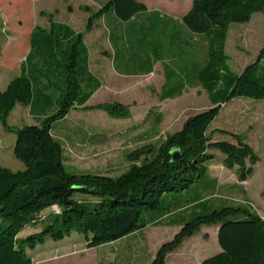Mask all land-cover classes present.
<instances>
[{"label": "trees", "instance_id": "trees-1", "mask_svg": "<svg viewBox=\"0 0 264 264\" xmlns=\"http://www.w3.org/2000/svg\"><path fill=\"white\" fill-rule=\"evenodd\" d=\"M105 1L90 18L89 30L95 20L108 13L129 23L148 12L138 0ZM256 14H264V0H193L181 25L207 42L208 60L204 65L195 61L183 69L181 66L179 73L164 65L171 87H166L162 100L180 98L186 89L199 84L213 108L188 119L180 132L168 136L159 146L148 145L130 154L132 165L116 178L69 173L63 144L53 134L56 124L72 111L87 108L102 86L90 71L84 36L57 23H51L49 31L33 32L20 76L0 92V123L15 133L14 155L25 167L17 172L0 168V264H36L33 254L38 247L48 240L60 243L73 234L84 237L75 241L95 249L148 227L164 226L172 211L165 206L177 197L175 194L187 196L186 209L179 211L194 210L192 218L168 223L181 230L161 246L151 264H166L171 253L204 227L212 226L219 227L222 251L201 264H264V218L240 206L218 209L207 194L210 167L216 161L234 170L240 182L249 180L260 162L254 149L241 138L236 136L237 144H233L209 136L224 106L242 98L264 102V48L239 75L231 72L225 53L230 26L247 24ZM176 29L178 40L173 37L169 50L180 42L178 53L182 56V27ZM110 38L113 42L114 34ZM114 40L115 60L124 58L123 47L117 44V38ZM159 51L161 46L152 48L150 66L138 71L139 75L152 74L155 65L163 61ZM135 64H139V54ZM52 103L58 110L48 116L47 107ZM18 105L29 107L39 124L11 130L8 120ZM106 111L117 118L125 113L119 106L106 107ZM218 153L222 157L217 160ZM54 206L59 213L41 217ZM40 225L41 232L19 237L27 227Z\"/></svg>", "mask_w": 264, "mask_h": 264}, {"label": "rangeland", "instance_id": "rangeland-1", "mask_svg": "<svg viewBox=\"0 0 264 264\" xmlns=\"http://www.w3.org/2000/svg\"><path fill=\"white\" fill-rule=\"evenodd\" d=\"M139 1L146 5L147 13L138 15L129 23H123L108 13L103 19L95 20L89 30L90 18L106 4L105 0H0V92L6 90L10 80L17 76L30 49V36L38 29L49 31L51 23L69 26L84 36L89 48L91 70L101 81L102 89L87 108L76 109L67 119L57 123L53 133L63 144L64 165L69 173L116 178L132 165L128 158L130 154L148 145L159 146L168 136L180 132L188 119L213 108L208 93L199 84L186 89L178 100H162L166 87H171L166 81L164 65L179 73L181 66L183 69L195 61L204 65L208 60L207 42L190 32V35L185 34L181 25L193 0ZM177 26L182 27L185 43L182 56L178 53L180 42L177 47L172 44L170 48L173 46V49L169 50L173 37L178 40L175 35ZM111 33L125 51L124 58L119 56L116 59L117 68L113 54L115 40L111 43ZM157 46H161L158 53L162 54L163 61L155 65L153 73L138 77L128 75L136 69L140 72L147 70L151 50ZM263 48L264 14L254 15L247 24L230 26L225 53L231 72L241 74L257 60ZM136 54H139L138 65L135 64ZM118 106L125 111L123 117L111 116L106 111V107ZM47 108L46 115L51 116L57 112L58 105L52 103ZM38 122L30 115L29 108L18 105L8 120V126L11 130H18L38 125ZM209 136L214 141L233 144H237V136L260 158L253 176L246 182H240L234 170L224 168L218 161L211 165L207 194L211 195L216 208L240 206L264 218V102L242 98L224 106L211 126ZM15 143V133L0 123V168L14 172L25 168L14 155ZM217 155V160L222 157L221 153ZM175 195L177 197L171 198L165 206L172 211L164 226L148 227L90 251L78 246L72 251L48 254L38 261L40 264H151L161 246L172 241L181 230L180 226L168 223L192 218L190 213L194 210L179 211L186 209L187 196ZM59 212L54 206L41 217ZM41 231V225L30 226L19 237L24 239ZM218 231V226L204 227L171 253L166 264H201L221 253ZM77 239L84 237L73 234L67 238L69 241ZM51 245L60 243L48 240L40 247Z\"/></svg>", "mask_w": 264, "mask_h": 264}, {"label": "crops", "instance_id": "crops-1", "mask_svg": "<svg viewBox=\"0 0 264 264\" xmlns=\"http://www.w3.org/2000/svg\"><path fill=\"white\" fill-rule=\"evenodd\" d=\"M139 1V0H138ZM140 2V1H139ZM145 5V4H144ZM184 28V27H183ZM185 30V29H184ZM185 34H189V32H185ZM190 35V34H189ZM84 40H85V38H84ZM110 41H111V43H112V40H111V38H110ZM184 41V40H183ZM29 42H30V39H29ZM85 44H86V42H85ZM87 45V44H86ZM89 49V48H88ZM29 52H30V49H29ZM29 52H28V54H29ZM115 52H116V48L115 47H113V54H115ZM28 54H27V56H28ZM113 54H112V56H113ZM89 55H90V51H89ZM27 56L25 57V59L22 61V63H21V65H20V67H19V71H18V74H17V76H15L13 79H15L16 77H18V76H20V74H21V71H22V65L24 64V62L26 61V58H27ZM90 71H91V73L93 74V72H92V70H91V55H90ZM114 65H115V67H116V60H115V62H114ZM137 67V66H136ZM117 68V67H116ZM154 71V70H153ZM153 73V72H152ZM94 75V74H93ZM128 75H134L135 77H138V76H140L139 75V72H138V69H136V70H134V71H132V72H128ZM95 76V75H94ZM96 77V76H95ZM97 78V77H96ZM12 79V80H13ZM98 79V78H97ZM12 80H10V82H9V84L11 83V81ZM99 80V79H98ZM100 81V80H99ZM101 82V81H100ZM8 84V85H9ZM101 85H102V83H101ZM103 86V85H102ZM102 86H101V88H100V90L92 97V99L90 100V102L99 94V92L101 91V89H102ZM8 87V86H7ZM180 98H182V96L180 97ZM180 98H177V99H175V100H178V99H180ZM175 100H165V101H175ZM235 101V100H234ZM233 101V102H234ZM89 102V103H90ZM232 102V103H233ZM88 103V104H89ZM87 104V105H88ZM231 104V103H230ZM229 105V104H228ZM227 106V105H226ZM17 108V107H16ZM27 108H29V107H27ZM29 112H30V115L32 116V113H31V109L29 108ZM73 112V111H72ZM71 112V113H72ZM70 116V115H69ZM68 116V117H69ZM33 117V116H32ZM34 118V117H33ZM54 133V132H53ZM57 139V138H56ZM19 171H21V170H19ZM83 174H87V173H83ZM70 240V239H69ZM69 240H64V241H62V242H60V245H51V247H38L36 250H35V255L33 256V259H34V261H35V263L36 264H40V261H38L39 260V258H41V257H44V256H47L48 254H50V255H52L53 253L55 254V253H57V254H59V253H61V252H68V251H72L73 249H75L76 247H82V248H84L85 247V245L84 244H82L81 242H78V241H69ZM100 248V247H99ZM96 249V248H95ZM90 250H92V249H88V251H90Z\"/></svg>", "mask_w": 264, "mask_h": 264}]
</instances>
